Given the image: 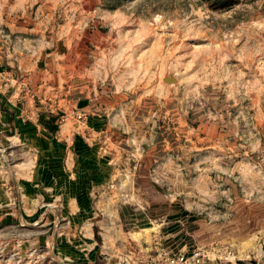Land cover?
<instances>
[{
    "label": "rangeland",
    "instance_id": "obj_1",
    "mask_svg": "<svg viewBox=\"0 0 264 264\" xmlns=\"http://www.w3.org/2000/svg\"><path fill=\"white\" fill-rule=\"evenodd\" d=\"M36 1L0 45L50 63L46 107L91 114L118 175L88 230L0 216V264H264V0Z\"/></svg>",
    "mask_w": 264,
    "mask_h": 264
},
{
    "label": "crops",
    "instance_id": "obj_2",
    "mask_svg": "<svg viewBox=\"0 0 264 264\" xmlns=\"http://www.w3.org/2000/svg\"><path fill=\"white\" fill-rule=\"evenodd\" d=\"M36 2L0 0L4 22L10 21L11 9L21 13L19 20L27 21L24 12ZM27 45L30 55L0 45V216L5 224L11 223V215L20 225H36L53 214H66L72 227L82 220V228L88 230L92 225L88 220L104 205L94 199L100 200L117 177L116 165L103 158L101 130L96 131L91 121L87 126L74 118L89 114L46 107L55 98L44 73L52 69L34 57L38 51L34 46ZM38 74L40 85L32 79ZM21 83L33 97L22 93Z\"/></svg>",
    "mask_w": 264,
    "mask_h": 264
},
{
    "label": "built area",
    "instance_id": "obj_3",
    "mask_svg": "<svg viewBox=\"0 0 264 264\" xmlns=\"http://www.w3.org/2000/svg\"><path fill=\"white\" fill-rule=\"evenodd\" d=\"M22 93H23L24 95L28 96V97H33V96H32V92H31V90H30L29 88H24V89L22 90ZM76 119H77V120H83V116L80 115V114H78V115L76 116Z\"/></svg>",
    "mask_w": 264,
    "mask_h": 264
},
{
    "label": "water",
    "instance_id": "obj_4",
    "mask_svg": "<svg viewBox=\"0 0 264 264\" xmlns=\"http://www.w3.org/2000/svg\"><path fill=\"white\" fill-rule=\"evenodd\" d=\"M166 82H171V80L170 79H166Z\"/></svg>",
    "mask_w": 264,
    "mask_h": 264
}]
</instances>
